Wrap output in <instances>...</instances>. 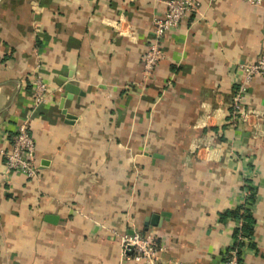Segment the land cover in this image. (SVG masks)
<instances>
[{
	"label": "crops",
	"instance_id": "obj_1",
	"mask_svg": "<svg viewBox=\"0 0 264 264\" xmlns=\"http://www.w3.org/2000/svg\"><path fill=\"white\" fill-rule=\"evenodd\" d=\"M197 1L142 88L162 0H0V150L28 118L39 167L0 181V264H121L110 231L132 229L156 235L166 264H223L236 222L220 215L249 186L242 261L264 264V75L247 86L249 123H229L236 65L264 49V9ZM37 70L49 96L33 106Z\"/></svg>",
	"mask_w": 264,
	"mask_h": 264
},
{
	"label": "built area",
	"instance_id": "obj_2",
	"mask_svg": "<svg viewBox=\"0 0 264 264\" xmlns=\"http://www.w3.org/2000/svg\"><path fill=\"white\" fill-rule=\"evenodd\" d=\"M162 1L165 5L164 15L153 18V36L142 58L141 79L138 83L142 88L164 56L161 48L163 35L170 29L177 27L183 18L199 13L200 5L197 0ZM242 1L254 8L264 9V0ZM236 69L242 74V77L235 84L229 104V123L233 128L249 123L252 111L244 106V97L251 80L255 76L264 75V49L256 61L237 63ZM29 79L33 106L41 105L49 96L44 76L41 71L37 70L31 73ZM0 155L3 160L0 181L8 179L12 175H20L25 179L37 176L39 167L35 163V142L28 130V118H23L16 125L8 147L1 149ZM250 196H252V192L247 189L240 205V213L243 212V208L250 209ZM241 224L242 220L239 219L236 221L235 227L240 228ZM110 233L118 240V257L121 264L127 260H132L137 264H166L168 262L162 257L164 247L160 244L156 235L151 233L141 234L135 229H132L129 233L116 230H111ZM251 242V237H248L239 229L236 238L231 239L228 247L223 251V264H238V257L243 254L242 249ZM238 244L241 245L238 246Z\"/></svg>",
	"mask_w": 264,
	"mask_h": 264
},
{
	"label": "trees",
	"instance_id": "obj_3",
	"mask_svg": "<svg viewBox=\"0 0 264 264\" xmlns=\"http://www.w3.org/2000/svg\"><path fill=\"white\" fill-rule=\"evenodd\" d=\"M249 189H253L249 186ZM250 200L253 199L252 196L249 197ZM241 207V206H240ZM236 208L235 210H232V211H229L227 213H222L220 216H221V219L223 218V220L225 219V217L227 216H230L233 218V220L236 222L237 220L241 219L242 220V224H241V227L240 228H236L234 226L233 228V231H232V239H235L236 238V235L239 231V229L241 230L242 233H244L245 235H247L248 237H251V234H253V224H254V218L251 214V211L250 209H246V208H243V212L240 213V209L241 208ZM251 246H254L252 244V242L250 243ZM241 244H238V246H240ZM117 252H118V249H117ZM243 256V255H242ZM241 255H239L238 257V264H243V261H242V257Z\"/></svg>",
	"mask_w": 264,
	"mask_h": 264
},
{
	"label": "water",
	"instance_id": "obj_4",
	"mask_svg": "<svg viewBox=\"0 0 264 264\" xmlns=\"http://www.w3.org/2000/svg\"><path fill=\"white\" fill-rule=\"evenodd\" d=\"M63 88L65 91H68L69 93H74L76 91V88L72 85V84H69V83H65L63 85Z\"/></svg>",
	"mask_w": 264,
	"mask_h": 264
}]
</instances>
